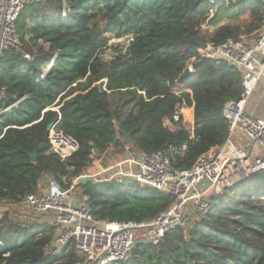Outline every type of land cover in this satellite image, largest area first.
Here are the masks:
<instances>
[{
	"label": "trees",
	"instance_id": "trees-1",
	"mask_svg": "<svg viewBox=\"0 0 264 264\" xmlns=\"http://www.w3.org/2000/svg\"><path fill=\"white\" fill-rule=\"evenodd\" d=\"M209 8L203 0L28 4L17 23L22 44L0 60V87L7 91L5 97L0 94V198L17 202L39 193L46 175L68 188L79 176L92 174L98 156L111 149L122 152L127 145L163 151L178 169L191 168L223 146L229 135L223 109L241 96L242 75L226 60L203 56L200 44L220 45L255 32L264 22V4H220L210 19L216 26L212 31L201 29ZM244 13L250 20L242 29L236 20ZM225 18L229 21L222 23ZM125 37V42L110 44ZM108 49L113 56L105 60L102 54ZM183 89L190 91L176 93ZM18 94L22 100L16 103ZM111 97L118 100L114 108ZM180 99L194 106V125L185 121L172 129ZM129 106L134 109L123 113ZM52 122L79 143L66 160L51 149ZM34 151L36 161L29 157ZM78 187L90 196L92 213L106 220L150 221L176 202L172 194L134 181H87ZM263 196L264 170L213 195L207 216L189 226L188 238L182 228L172 229L159 244L137 243L127 260L113 264H264ZM51 236L50 226L5 215L0 264L81 262L74 247L50 253Z\"/></svg>",
	"mask_w": 264,
	"mask_h": 264
},
{
	"label": "built area",
	"instance_id": "built-area-1",
	"mask_svg": "<svg viewBox=\"0 0 264 264\" xmlns=\"http://www.w3.org/2000/svg\"><path fill=\"white\" fill-rule=\"evenodd\" d=\"M44 0H0V60L13 48L22 44L18 32V19L24 8L33 2ZM208 3V19L201 24L203 30H214L210 24L222 3L230 0H203ZM264 4V0H259ZM64 17L67 16L66 10ZM120 42L121 40H117ZM201 54L211 59H223L236 66L242 75L243 92L236 100L225 103L223 113L229 121V135L220 148L201 156L189 169L175 168L163 151L148 152L130 149L118 162L102 168L96 174H84L76 178L68 188H64L53 177L45 176L39 193H30L17 202L0 198V207L16 205L30 222L52 228L51 241L47 246L50 253L67 252L74 247L82 259L75 264H113L129 258L137 243L159 244L165 234L175 228H182L185 238L189 236V226L193 215L198 219L206 217L211 209V197L222 194L248 180L253 174L264 170V155L254 156L249 148L237 142L236 136L242 131L251 141V146L264 149V120L246 111V104L260 79L264 76V22L251 34H240L239 38H228L223 44L206 43ZM55 56L45 69L53 66ZM25 57L31 59L30 54ZM183 89L176 91L180 95ZM0 94L7 96L6 88L0 87ZM22 99L16 101L18 103ZM16 103L1 113L9 110ZM190 121L194 125V106L186 100H177L170 126ZM192 126V136H194ZM52 151L66 160L79 149V143L57 128H49ZM187 145L182 146L185 150ZM91 176L92 181L124 182L134 181L150 186L158 191L172 194L176 202L150 221L121 222L100 219L89 207L90 196L83 191L76 195L82 177ZM99 177V178H98ZM48 178V182L46 181ZM43 183V182H42ZM264 197V196H263ZM4 213L0 211V225ZM145 230L137 235L136 231ZM39 237L43 236L40 232ZM3 241L0 240V246Z\"/></svg>",
	"mask_w": 264,
	"mask_h": 264
},
{
	"label": "rangeland",
	"instance_id": "rangeland-1",
	"mask_svg": "<svg viewBox=\"0 0 264 264\" xmlns=\"http://www.w3.org/2000/svg\"><path fill=\"white\" fill-rule=\"evenodd\" d=\"M251 3H255L256 0H250ZM250 20V17L247 15L246 13L243 14L242 17H239L236 21L239 23V26H241V28L243 29L245 27V24L248 23V21ZM128 39V37H125L123 39H118L121 40L120 42H125V40ZM127 41V40H126ZM117 39H112L110 44H115L117 43ZM113 56V50L112 49H108L106 50L105 53L102 54V57L105 60H110ZM112 100V107L114 108L115 106H117L118 104V100L116 97H111ZM134 108H132L131 106L126 107L123 109V113H127L130 110H133ZM172 129L176 128V126H170ZM131 149L130 145H127L124 149V151L120 152L116 149H111L108 152H105L104 154H101L100 156H98V159L96 161V164L92 167V174H96L98 173L102 168H106L107 166L114 164L118 161H120L126 154L127 152ZM47 176V175H46ZM50 177V176H49ZM99 178V177H98ZM48 178H46L47 183L48 182ZM247 181V180H246ZM245 183V181H244ZM45 184V183H44ZM82 189L78 187V189L76 190V195L81 194ZM0 211L5 212V215H9L11 218H15L18 220H21L22 222L27 221V219L24 217V215L21 213V211L16 208V205H10V206H4V207H0ZM192 224L198 220V218L196 216L193 215V219H192ZM145 230H138L136 231L137 235H140L142 233H144ZM92 264V263H91Z\"/></svg>",
	"mask_w": 264,
	"mask_h": 264
},
{
	"label": "crops",
	"instance_id": "crops-1",
	"mask_svg": "<svg viewBox=\"0 0 264 264\" xmlns=\"http://www.w3.org/2000/svg\"><path fill=\"white\" fill-rule=\"evenodd\" d=\"M246 1L251 3L249 0H246ZM247 15L248 14L246 13V16ZM228 21L229 20L225 18L222 23H225ZM246 111L249 114H252L253 116L257 118L264 120V76L260 79L252 95L249 97L247 104H246ZM236 139H237V142L240 143V145H242L243 147L249 148V152L252 155V157L264 155V149L258 146H255L254 148H252L251 141L246 137V135L242 131H239L237 133ZM42 182L44 184V180Z\"/></svg>",
	"mask_w": 264,
	"mask_h": 264
},
{
	"label": "water",
	"instance_id": "water-1",
	"mask_svg": "<svg viewBox=\"0 0 264 264\" xmlns=\"http://www.w3.org/2000/svg\"><path fill=\"white\" fill-rule=\"evenodd\" d=\"M200 45H201L202 48H204V47L206 46V43H201ZM105 85H106V84H105ZM103 87H104L103 84L98 83V88H99V89H101V88H103ZM21 97H22L21 94H18V95L16 96L17 100H19ZM53 125H54V123L52 122V123L49 124L48 127L51 128V127H53ZM29 157H30V159H31L32 161H36V159H37V151H34V152L30 153V154H29ZM92 180H93V178H92L91 176H87V177H82V178H81V182H82V183H85V182H87V181H92Z\"/></svg>",
	"mask_w": 264,
	"mask_h": 264
}]
</instances>
